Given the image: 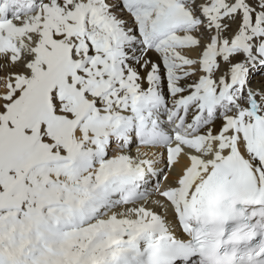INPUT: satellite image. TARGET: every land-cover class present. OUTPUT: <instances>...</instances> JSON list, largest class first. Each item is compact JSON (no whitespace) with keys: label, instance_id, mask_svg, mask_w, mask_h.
<instances>
[{"label":"snow or ice","instance_id":"snow-or-ice-1","mask_svg":"<svg viewBox=\"0 0 264 264\" xmlns=\"http://www.w3.org/2000/svg\"><path fill=\"white\" fill-rule=\"evenodd\" d=\"M0 264H264V0H0Z\"/></svg>","mask_w":264,"mask_h":264}]
</instances>
